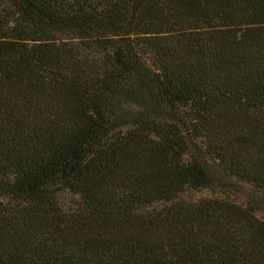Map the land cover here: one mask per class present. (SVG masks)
Listing matches in <instances>:
<instances>
[{"label":"trees","instance_id":"16d2710c","mask_svg":"<svg viewBox=\"0 0 264 264\" xmlns=\"http://www.w3.org/2000/svg\"><path fill=\"white\" fill-rule=\"evenodd\" d=\"M0 264H264V0H0Z\"/></svg>","mask_w":264,"mask_h":264}]
</instances>
